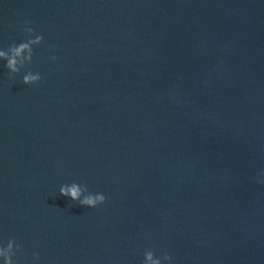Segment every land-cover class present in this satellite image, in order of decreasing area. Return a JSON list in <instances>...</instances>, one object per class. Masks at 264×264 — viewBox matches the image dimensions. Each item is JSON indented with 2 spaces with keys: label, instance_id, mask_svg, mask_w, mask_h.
Returning <instances> with one entry per match:
<instances>
[{
  "label": "water",
  "instance_id": "95a60500",
  "mask_svg": "<svg viewBox=\"0 0 264 264\" xmlns=\"http://www.w3.org/2000/svg\"><path fill=\"white\" fill-rule=\"evenodd\" d=\"M36 35L0 60V264H264V0H0V50Z\"/></svg>",
  "mask_w": 264,
  "mask_h": 264
},
{
  "label": "clouds",
  "instance_id": "9594fccd",
  "mask_svg": "<svg viewBox=\"0 0 264 264\" xmlns=\"http://www.w3.org/2000/svg\"><path fill=\"white\" fill-rule=\"evenodd\" d=\"M25 31L31 37L34 33V29L31 27H26ZM43 40L41 35H36L34 39H28L25 42H21L18 45L12 44L9 48L5 50H0V60H6L5 67L9 70V75L17 74L20 72V69L25 67V62L31 63L33 57V44H39ZM27 52V55L24 53ZM53 60L56 57H52ZM41 79L39 73L28 72L23 75L22 82L25 85L35 84ZM264 174V173H261ZM59 193L62 196L69 197L72 201H78L81 206H86L89 208H95L100 204H103L106 200V197L102 193L92 194L88 192L87 186L79 185L73 182L70 186L63 185L59 189ZM13 240L8 241V247L11 248ZM0 255H3L0 252ZM35 259H38V253H33ZM154 253L149 250L144 254L143 264H160L158 259H153ZM163 258L166 261H171V256L165 252ZM5 264H12L11 257L5 259Z\"/></svg>",
  "mask_w": 264,
  "mask_h": 264
}]
</instances>
